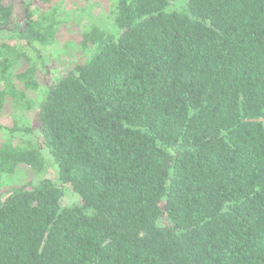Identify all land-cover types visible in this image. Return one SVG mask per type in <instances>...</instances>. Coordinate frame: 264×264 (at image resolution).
<instances>
[{"label": "trees", "instance_id": "obj_1", "mask_svg": "<svg viewBox=\"0 0 264 264\" xmlns=\"http://www.w3.org/2000/svg\"><path fill=\"white\" fill-rule=\"evenodd\" d=\"M110 16L41 91L21 44L53 41L56 0H0V178L44 171L37 133L80 198L61 208L49 179L0 195V264H264V0H115Z\"/></svg>", "mask_w": 264, "mask_h": 264}, {"label": "rangeland", "instance_id": "obj_2", "mask_svg": "<svg viewBox=\"0 0 264 264\" xmlns=\"http://www.w3.org/2000/svg\"><path fill=\"white\" fill-rule=\"evenodd\" d=\"M56 3L59 7V18L62 21V25L57 30L53 41L44 47L36 46L34 51L31 48H27L26 44H21L34 64L37 65L38 73L36 74V79L42 89L41 91L59 81L79 57L88 56L86 52V54L83 53L81 48V35L86 29L99 27L102 30H111L112 28L110 10L115 0H56ZM33 4L38 5L39 3L33 2ZM30 10L34 18L38 17L39 11L36 7L31 6ZM20 11L22 12V9ZM0 41L3 42L1 39ZM5 41L10 45L14 44V40L7 39ZM26 65L27 63L22 64L21 69H24ZM39 93L30 92L28 95L36 102ZM7 113L8 111L5 112V114ZM23 115L28 120L33 119V115L30 112H25ZM13 120L14 114L4 115L0 119V124L4 128H10ZM36 127L37 124L33 123L32 128L36 129ZM8 138L6 130L0 131V143L8 140ZM32 140L40 147L45 161L44 171L37 173L29 167L21 166L14 175L1 177L0 195H2V198L11 189L18 187H27L29 189L37 185L42 179H49L63 191V197L60 201L61 208L79 204V196L68 185H62L59 182L57 168L48 151L42 145L39 134L35 133Z\"/></svg>", "mask_w": 264, "mask_h": 264}]
</instances>
